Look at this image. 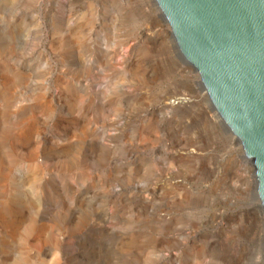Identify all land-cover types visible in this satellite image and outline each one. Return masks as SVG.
Listing matches in <instances>:
<instances>
[{
  "label": "rangeland",
  "instance_id": "rangeland-1",
  "mask_svg": "<svg viewBox=\"0 0 264 264\" xmlns=\"http://www.w3.org/2000/svg\"><path fill=\"white\" fill-rule=\"evenodd\" d=\"M0 264H264L253 163L154 0H0Z\"/></svg>",
  "mask_w": 264,
  "mask_h": 264
},
{
  "label": "water",
  "instance_id": "water-1",
  "mask_svg": "<svg viewBox=\"0 0 264 264\" xmlns=\"http://www.w3.org/2000/svg\"><path fill=\"white\" fill-rule=\"evenodd\" d=\"M181 58L251 160L264 211V0H154Z\"/></svg>",
  "mask_w": 264,
  "mask_h": 264
},
{
  "label": "bare ground",
  "instance_id": "bare-ground-1",
  "mask_svg": "<svg viewBox=\"0 0 264 264\" xmlns=\"http://www.w3.org/2000/svg\"><path fill=\"white\" fill-rule=\"evenodd\" d=\"M124 45L127 44V41H124L123 42ZM122 43V44H123ZM180 54V53H179ZM184 61V60H183ZM185 62V61H184ZM186 63V62H185ZM187 64V63H186ZM169 100V104H168V108L169 109H175V108H178V107H186L187 104H189V101L186 99V98H180V97H174L173 100L171 99H168ZM213 108V107H212ZM212 119H215L217 120L218 119V116L216 114H214V116L212 117ZM228 129V128H227ZM230 132V131H229ZM231 133V132H230ZM232 134V133H231ZM238 140V139H237ZM240 143V142H239ZM192 158H190L189 160L192 161V159H200V157L197 155L195 156H191ZM40 175V170L38 169V171L36 172V176H39Z\"/></svg>",
  "mask_w": 264,
  "mask_h": 264
}]
</instances>
